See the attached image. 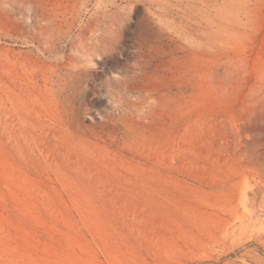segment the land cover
Here are the masks:
<instances>
[{"label": "rangeland", "instance_id": "374dc122", "mask_svg": "<svg viewBox=\"0 0 264 264\" xmlns=\"http://www.w3.org/2000/svg\"><path fill=\"white\" fill-rule=\"evenodd\" d=\"M0 264H264V0H0Z\"/></svg>", "mask_w": 264, "mask_h": 264}]
</instances>
